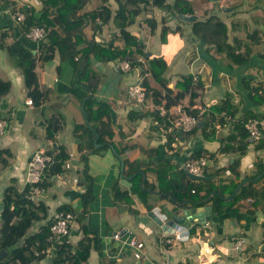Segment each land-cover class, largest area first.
<instances>
[{"label": "crops", "instance_id": "crops-1", "mask_svg": "<svg viewBox=\"0 0 264 264\" xmlns=\"http://www.w3.org/2000/svg\"><path fill=\"white\" fill-rule=\"evenodd\" d=\"M190 1L197 19L215 16L226 24L235 58L217 52L213 45L196 37L191 30L192 21L180 19L163 6H149L143 10L144 15L141 11L124 28L113 20L97 28L81 16L60 29L71 37L78 49L85 48L89 40L102 44L112 41L114 45L123 46L130 35H135L145 44L147 56L166 61L162 75L173 94L177 92L175 83L183 74L200 78L201 85H192L194 95L191 96L189 89L179 102L196 108L197 112L207 106L200 119L211 105L222 104L218 102L227 96L238 105L233 116L222 110L216 112L213 123L179 133L171 126L169 118L165 117L166 123L155 114L157 103L152 89L162 95L166 91L146 70V58H137L135 63L129 61L131 67L126 73L120 67L124 59L105 61L91 54L87 68L94 76L90 74L84 80L90 83L89 88L78 79L80 53L74 58L63 57L54 44L52 56L43 58L49 37L40 41L27 37L23 24L14 18L20 10L25 15L42 16L46 0H0V78L10 82L9 90L0 96V117L8 122L6 130L0 134V148L10 152L7 165L0 170V182L8 180V185H15L19 191L27 189L28 197L45 204V215L36 220L40 221L37 232L52 221L61 206H83L82 195L90 180L93 195L87 205L85 222L89 235L97 237L100 249H91L83 264H88L90 256L96 253L98 263L100 255L108 259L104 264H264V139L254 144L247 142L244 150L220 151V147L229 142L227 136L239 133L241 122L252 111L263 109L253 100L252 88L264 82V31L259 32L261 41L250 47L243 37L257 28L264 30V0ZM101 6H107L114 13L118 2L83 0L77 16ZM46 16L51 18L49 11ZM148 19L154 20L155 26L150 27V38L144 39L146 32L142 22ZM162 19L171 28L166 41L160 39ZM149 40H152L151 46L147 44ZM236 41L247 43L239 45ZM20 47L34 54L38 87L45 93L31 104L26 103L29 88L13 53ZM143 78L148 82L149 93L142 102L136 103L129 99L127 88L142 83ZM88 97L94 101L93 109L103 108L100 120H88L85 112ZM53 115L59 116L62 125L53 137H47V122ZM219 117L224 118L223 123ZM238 144L239 141L232 142L234 147ZM41 148L53 154L60 149L66 153L86 149V153L74 158L70 167L61 166L58 170L47 167L38 184L40 187L35 189L26 182L25 174L30 156ZM197 153L207 155L206 179L192 178L183 169L186 161ZM233 161L236 167L231 170ZM117 184L118 189L128 193L129 201L114 198ZM242 186L246 187L245 191L260 188L263 195L250 192L232 201ZM234 191L231 198H227ZM216 199L218 206L213 205ZM207 204H211L212 211L205 221L208 225L195 221L188 235L182 234L178 239L172 232L163 233L160 225L147 214L153 208L161 213H182L185 208L202 209L201 206ZM83 232L82 222L76 218L67 235L49 243L48 251L38 263L43 264V259L51 256L48 262L51 264L57 247L64 241L75 246ZM115 232L119 233L118 237L114 236ZM236 236L245 238L238 254L232 250ZM131 238L143 242L139 258L133 255ZM206 247L211 250L206 252Z\"/></svg>", "mask_w": 264, "mask_h": 264}, {"label": "trees", "instance_id": "trees-1", "mask_svg": "<svg viewBox=\"0 0 264 264\" xmlns=\"http://www.w3.org/2000/svg\"><path fill=\"white\" fill-rule=\"evenodd\" d=\"M83 0H46L47 6L43 10L42 16L34 17L32 14H26L24 20V28L32 25H42L44 26L48 32L47 37H49V44L45 47V53L43 58H50L53 54L54 44L58 46L61 50V55L63 57H71L74 58L78 53H80V62L79 67L80 71L78 74V79L80 83H84L87 87L89 86V82L84 81L89 78V75H93L87 66H90L89 57L91 54L98 57L101 60H117V59H125L127 58L132 63L137 61V58H141L142 56L148 60V65L146 70L150 72L151 76L155 81H157L163 88L165 89V94L157 89H152V96L154 101L158 104L163 99L165 100V105L169 106L174 103L180 102L186 93L190 89L191 96L194 95L191 92L192 85H201L202 82L200 78L197 76L194 77L192 74H183L178 81H176L175 86L177 87V92L173 94L172 90L167 86V81L163 78V72L166 69V61L161 57H149L147 56V51L145 50V44L143 42H139L135 35H130L123 46L114 45L112 41L108 43H97L94 40H89L87 46L82 49H78L75 43H72V39L70 36L64 35L60 29L66 24H69L79 17L83 16L87 18L89 21L94 23L93 26L100 28L103 24L108 22L109 20H113L116 22L117 26L120 28H124L131 24L135 17L143 10H147L149 6H163L168 9V11L174 15H178L179 13L187 14L193 13V3L190 0H116L118 2V7L113 13L111 9L107 6H101L95 8L90 11H86L82 13L80 16H77V10L81 7ZM51 15V18H47V12ZM148 24L153 28L155 25L154 20L148 19ZM162 26L160 28V39L162 41H166V34L171 29L168 25L164 24V19H162ZM191 30L192 33L204 40L207 44H211L214 46L217 52L225 53L227 56L233 57V49L231 47V43L229 42L228 32L226 24L219 20L215 16H210L206 19H196L191 22ZM264 30L261 28H257L255 31L248 33L247 35L250 44H256L261 41V36L259 32H263ZM78 37V35H76ZM68 43H70L71 47H68ZM247 43V46L249 44ZM11 46V45H10ZM10 46L7 47L9 54L12 53ZM251 49V48H250ZM16 54V58H18L19 65L22 67L24 83L27 88H29L28 96L32 99V101H38L45 95L44 91H41L38 87L37 76L35 72V56L34 54L23 47H20L18 51H13ZM142 57V58H143ZM235 58V56L233 57ZM144 71V70H143ZM90 72V73H88ZM88 74V76H84V74ZM89 83V84H88ZM88 84V85H87ZM136 84V83H134ZM146 87L145 97L149 93V85L147 80L142 79V83H140ZM10 88V82L2 80L0 78V96L5 94ZM128 94V93H127ZM129 97V96H128ZM144 97V98H145ZM252 98L257 105L263 107L259 112L252 111L250 116L246 117L244 121L241 122L239 127V133L233 132L227 136L229 142L224 143L220 147V151H225L230 148L234 149H242L244 150L245 144L244 142L247 139L248 131L244 126V123L249 117H264V82L258 83L252 88ZM144 100V99H143ZM142 102V101H141ZM217 104L214 103L211 105V109L205 113L203 118L205 125L213 123L216 120V112H221L230 114L231 116L235 115L238 111V105L234 103L229 96L223 98ZM94 101L88 97L85 101V112L88 120L93 122L94 119L100 120L102 117V112L100 106L98 109H93ZM185 109L191 113H197V109H191L189 106H185ZM156 116L158 118H164L165 116H161L158 113V110L155 111ZM252 115V116H251ZM219 121L221 123L224 122L223 117H219ZM168 123V121H166ZM62 122L59 116H51L48 119L46 126V135L47 137H53L54 133L61 127ZM194 128H199V126L195 125ZM99 136H102V132L98 130ZM109 134L111 131L109 130ZM178 135V133H176ZM245 139V140H244ZM239 141L237 147L232 145V142ZM263 141V139H262ZM260 142V141H259ZM107 143H104L106 145ZM93 148H97L93 146ZM67 154L64 149H60L58 152H55V156L59 159L58 162L51 165L53 170H58L61 168L62 161L67 158ZM200 154L197 153L196 156ZM10 156V152L7 148H0V170L4 168ZM236 162H232L231 170L236 167ZM159 173V170H157ZM40 184V182L38 183ZM251 184V183H249ZM248 185V187H250ZM185 188L184 186H181ZM234 189V188H233ZM233 189L231 191H233ZM246 187L242 186L240 189L233 195L232 201L239 199L240 197L247 195L252 192L256 195L258 193L262 194V190L260 188L245 191ZM230 191V192H231ZM223 194V191H220ZM91 184L90 180L86 185L85 192L82 195V203L83 209L77 215V220L82 222L83 225V235L77 241L76 245L73 246L71 242L64 241L62 242L56 249L55 254L51 260V264H83L89 254L91 249H100L97 241V237L89 235L90 230L85 220L87 217V205L92 198ZM219 198L215 195V198ZM114 198L116 200L126 199L129 201L128 193L126 191H121L118 189V184L114 186ZM0 203L3 204V208L0 211V251L1 249H5L7 253L0 259V264H39L38 261L43 257V255L35 256L33 251L35 249H42L45 246H48L50 241L48 240V235L50 233L49 225H42L39 231L34 232L24 238L22 244L16 246V242L25 235L29 227L33 224L34 221L42 218L46 212V206L41 200H35L27 196V189L23 191L17 190L15 185L11 184L5 187L3 190V194L1 196ZM130 204V203H129ZM214 206H218V199L213 202ZM59 209L64 210H72L73 207L64 205ZM131 212H135L132 207H129Z\"/></svg>", "mask_w": 264, "mask_h": 264}, {"label": "built area", "instance_id": "built-area-1", "mask_svg": "<svg viewBox=\"0 0 264 264\" xmlns=\"http://www.w3.org/2000/svg\"><path fill=\"white\" fill-rule=\"evenodd\" d=\"M17 22L24 24L25 13L23 11H17L14 16ZM26 36L35 40L40 41L44 39L47 35L48 30L42 25H32L27 27ZM120 67L124 72L128 73L130 69V62L125 58ZM146 87L140 83L131 84L127 88V93L129 99L136 103L143 101L146 94ZM26 103L31 104L32 99H27ZM156 109L158 110L159 115L165 116L170 119L171 126L174 129H181V131H190L192 130L197 121L201 118V115L207 110V106L200 108V111L197 113L188 112L185 109V106L181 103H174L169 106L165 105V102L157 104ZM170 115V116H169ZM8 126L6 118L0 117V134H2ZM245 128L248 131L247 142L254 144L262 139H264V117H249L244 123ZM86 153V149H81L78 151H70L67 154V158L62 161L64 167H70L71 161L74 158H81ZM207 155L200 154L186 161L185 166L188 171L194 175H204L208 168ZM59 159L55 156V153H50L44 149H38L32 153L28 160L27 171L25 174V180L27 183L32 184L35 189H38V183L41 180L43 171L51 166L52 164L58 162ZM194 191V189H192ZM83 206L81 204L73 206L72 210L58 209L55 211L52 221L49 225L50 233L48 235V240L51 242L56 237L65 236L69 233L70 227L73 221L76 219L77 215L82 211ZM205 225H208V222H205ZM174 238H181L183 235L180 231L172 232ZM119 233L115 232L114 236L118 237ZM170 241V238L167 239ZM129 244L132 247L133 255L135 258L142 256L141 246H143L142 241H138L135 238L129 239ZM245 244V238L243 236H236L232 242V250L235 254H238ZM49 246H45L42 249H35L33 251L35 256H40L48 251ZM206 252H209L211 248L206 247L204 249Z\"/></svg>", "mask_w": 264, "mask_h": 264}, {"label": "water", "instance_id": "water-1", "mask_svg": "<svg viewBox=\"0 0 264 264\" xmlns=\"http://www.w3.org/2000/svg\"><path fill=\"white\" fill-rule=\"evenodd\" d=\"M215 1V0H212ZM180 19L186 20V21H194L197 19V16L194 13L191 14H183L179 13L177 15ZM149 54V53H147ZM197 126H203L204 120L199 119L196 123ZM179 133L181 130L178 131ZM183 169L185 170L186 174L192 178H198V179H206L208 178L205 175H194L190 173L187 169V167L184 165ZM234 191L232 194H230L227 198H231V196L235 193ZM3 208V204H0V210ZM202 209H199V207H190L185 208L182 213L179 212H164L161 213L158 211L157 208H153L147 212V214L151 217L153 221H155L158 225H160L163 233H171L174 231H180L181 234L188 235L190 228L192 227V224L195 221H199L200 223H204L206 220H208L211 217V204H207L204 206H201ZM203 211V213H201ZM189 227V228H188ZM6 254L5 249H1L0 251V259Z\"/></svg>", "mask_w": 264, "mask_h": 264}, {"label": "rangeland", "instance_id": "rangeland-1", "mask_svg": "<svg viewBox=\"0 0 264 264\" xmlns=\"http://www.w3.org/2000/svg\"><path fill=\"white\" fill-rule=\"evenodd\" d=\"M142 15H144L145 14V12L143 11L142 13H141ZM146 21V20H145ZM142 22V25H143V27H144V30H145V32L146 33H143V38L144 39H148V38H150V25L148 24V22ZM242 31V30H241ZM241 31H240V33H241ZM243 36H244V33H243ZM244 38V41H247L248 42V37L246 36H244L243 37ZM150 42H152V40H149V41H147V44L149 45V46H151L150 45ZM239 42V43H238ZM247 42H241V41H236V44H239V45H246V43ZM145 43H146V41H145ZM155 43H157V44H159V41L158 40H156L155 41ZM251 45H250V43H249V46H247V47H250ZM215 49V48H214ZM155 50V49H154ZM88 74H84V76H87ZM6 130V129H5ZM179 130H181V129H178L177 131H179ZM2 136L0 135V138H1ZM8 184H10V181H2V182H0V196L2 195V192H3V188H4V186H6V185H8ZM39 224H40V221H34L33 222V224L29 227V229L27 230V232L25 233V235L23 236V237H21L17 242H16V246H18V245H20V244H22V242L24 241V238L26 237V236H28V235H30V234H32V233H34V232H36V230H37V227L39 226ZM98 255V253H96V254H94V255H92V257L90 256V258H89V260H88V264H104V263H106V261H108V259L104 256H102V255H100L99 256V263H98V260H95L96 259V257H98L97 256ZM50 259H51V256H46L44 259H43V261H42V263L43 264H48V262L50 261ZM107 264H109V263H107Z\"/></svg>", "mask_w": 264, "mask_h": 264}]
</instances>
